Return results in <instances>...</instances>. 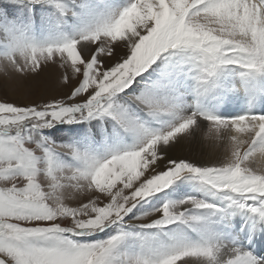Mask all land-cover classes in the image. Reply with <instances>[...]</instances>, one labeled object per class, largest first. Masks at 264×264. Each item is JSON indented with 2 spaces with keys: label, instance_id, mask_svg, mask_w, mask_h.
Masks as SVG:
<instances>
[{
  "label": "snow or ice",
  "instance_id": "snow-or-ice-1",
  "mask_svg": "<svg viewBox=\"0 0 264 264\" xmlns=\"http://www.w3.org/2000/svg\"><path fill=\"white\" fill-rule=\"evenodd\" d=\"M0 92V264H264V0H0Z\"/></svg>",
  "mask_w": 264,
  "mask_h": 264
},
{
  "label": "rangeland",
  "instance_id": "rangeland-1",
  "mask_svg": "<svg viewBox=\"0 0 264 264\" xmlns=\"http://www.w3.org/2000/svg\"><path fill=\"white\" fill-rule=\"evenodd\" d=\"M54 71H56V76L59 75V72L56 70V69H53ZM49 72V70L47 71ZM46 73H44L40 78H38L32 88V93H31V97L30 98H37L42 92L46 93V95L49 96V91L50 93V96H59L63 91H65L64 89H57L55 87V81L53 82L51 88L48 87V89L46 90L43 89V87H45V81L48 79V77H45V79L43 78V76H45ZM48 86V84H47ZM42 88V89H41ZM0 98H3V99H7V100H10V101H16V102H23V101H20L17 99L16 96H13V95H7V94H4L3 92H0ZM186 151L188 152V154H190L191 156H193V158H200V154H201V149L199 147H197L196 145H192L189 149H186Z\"/></svg>",
  "mask_w": 264,
  "mask_h": 264
},
{
  "label": "bare ground",
  "instance_id": "bare-ground-1",
  "mask_svg": "<svg viewBox=\"0 0 264 264\" xmlns=\"http://www.w3.org/2000/svg\"><path fill=\"white\" fill-rule=\"evenodd\" d=\"M45 77H48V79L46 80L48 82V86L47 87H43V89L46 88V90L49 88H51L53 82L55 81V77H56V71H54L53 69H49V72H46V75L43 76V78L45 79ZM42 89V88H41ZM50 91H49V96H50ZM52 95V94H51Z\"/></svg>",
  "mask_w": 264,
  "mask_h": 264
}]
</instances>
